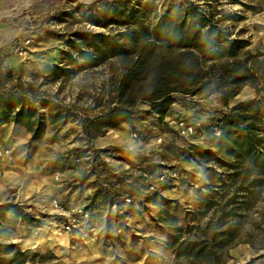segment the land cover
Segmentation results:
<instances>
[{
	"label": "trees",
	"instance_id": "trees-1",
	"mask_svg": "<svg viewBox=\"0 0 264 264\" xmlns=\"http://www.w3.org/2000/svg\"><path fill=\"white\" fill-rule=\"evenodd\" d=\"M129 4L132 0L111 2L105 7L109 21L104 15L91 22L104 29L114 26L112 32H70L59 63L31 79L12 78L0 63V125L23 127L34 142L81 115L82 132L90 141L132 124L141 105L162 123L175 94H215L228 110L206 126L205 142L193 148L206 163L208 177L197 192L199 223L183 231L172 216L162 222L173 235L176 264H231L230 251L240 245L258 254L264 250V51L259 45L250 48L243 31L232 29L238 16L217 0H186L162 14L147 5L140 14L139 3ZM102 66L109 72L107 92L101 88L95 98H85L82 112L38 92L46 82H70ZM38 78H43L39 85ZM246 86L256 97L229 106ZM216 169L226 178H213ZM33 219L17 202L0 204V264L28 262L30 251L10 237L20 223ZM184 233L188 237L182 238Z\"/></svg>",
	"mask_w": 264,
	"mask_h": 264
},
{
	"label": "rangeland",
	"instance_id": "rangeland-1",
	"mask_svg": "<svg viewBox=\"0 0 264 264\" xmlns=\"http://www.w3.org/2000/svg\"><path fill=\"white\" fill-rule=\"evenodd\" d=\"M118 0H44L37 1L29 6L27 9L16 15L21 28L31 33H26L25 39L30 40V46H35L37 42H40L39 47L42 49L34 50L38 52V56H30L23 60L30 62H37L43 60L45 67H52L57 65L62 57V52L67 50L64 42L68 38L70 32L75 30H88L92 32H112L116 30L114 26H109L106 29L97 27L91 22L100 17H105V21L109 19L110 11L105 8L107 4ZM186 0H132V4L139 3L136 6V10L142 14L147 5V10H152L157 14H162L166 10L173 8L174 6L183 3ZM199 4L206 2V0H189ZM214 2V0H207ZM226 12H230L238 16L237 20L231 22L233 30H242V37L250 40V48L259 47L264 51V0H217ZM98 2V4L96 3ZM129 4L128 8L132 7ZM102 10V11H101ZM101 14H98V13ZM13 17V16H11ZM15 17V16H14ZM153 20V19H152ZM109 21V20H108ZM43 25L47 29L48 36L41 38L40 40H33L31 35L32 31L40 29ZM30 27L36 28L30 30ZM20 41V40H19ZM35 41V42H34ZM34 43V44H33ZM33 52V51H32ZM2 67L8 70L12 78L31 79V75L26 77L18 76L4 64L2 60ZM44 67V68H45ZM43 68V69H44ZM42 69V70H43ZM41 71V70H40ZM37 71V72H40ZM28 72V71H27ZM26 72V73H27ZM35 72V73H37ZM25 73V74H26ZM28 74V73H27ZM109 72L106 66L94 69L92 71L80 72L75 75L70 82H60L57 84L46 82L39 88V93H44L50 97L56 98L65 104H74L77 110L84 111L83 102L88 96L96 97L99 89H104V95L107 92V83ZM43 82V78H38L36 84ZM261 95L264 96V86L261 90ZM255 97V93L253 95ZM250 95L240 93L236 98L230 101L233 104L235 101H243L249 99ZM219 99L206 103V124L214 122L216 120V114L220 111L216 108L219 104ZM217 103V104H216ZM145 105H141V110ZM45 113V110L41 111ZM81 114V113H80ZM212 116L215 118L211 119ZM81 115L77 118H70L65 128H61L63 133L57 137L60 141L66 140L68 144H72V148H86L94 147V141L98 138L106 136L96 137L93 140H88L86 134L81 129ZM116 129V128H115ZM109 129L106 133H108ZM52 134V133H51ZM57 134V133H56ZM55 134V135H56ZM54 139L56 137H53ZM52 139L51 141H54ZM177 140H170L167 146L164 148L160 157L168 162L171 161H184L185 167L190 165L189 175L183 176V178H195V181L184 183L186 186L183 188L192 191L191 195L187 192L188 197L179 198L163 189L158 197L153 199H147L145 205L147 218L143 229L137 233L131 232L130 238L122 242L119 238L112 240L108 237H102L94 241L89 242H72L67 239V236L61 232L69 245L78 246L80 249H73L62 255H56L52 250L48 242L43 241L39 245H26V241H30L36 236L37 229L44 227L45 220H53L55 216L54 210L51 206V199L48 200H32V199H18L11 202H17L23 206L26 212L30 213L34 218L32 221L20 223L16 230L10 237V241L18 243L22 250H29V260L25 264H83L77 261L73 256V253L80 252L81 257L86 260L90 259L88 264H176V259L171 252V243L173 241V235L169 232L168 227L162 222L166 216H172L177 221V225L180 226L183 231L188 230L191 226L198 225L197 211L199 206L198 189L206 186L208 178L206 176V163H201V157L195 152L194 147L188 146V141L182 143L184 148L179 147L176 144ZM38 144L40 141H34ZM59 142V141H58ZM33 142L28 141L24 157L21 160L24 164L29 161L31 154L30 147ZM44 143V142H43ZM53 143V142H52ZM57 144V143H56ZM187 145V146H186ZM58 147L56 150H59ZM52 152H55L54 150ZM130 154L132 152H129ZM44 160L46 165L55 164L54 160L49 155V152H45ZM20 158V157H19ZM19 160V161H21ZM35 161V160H34ZM39 163L32 165L30 161L25 164L23 168L20 164L19 167L12 169L15 178H24V176L32 173L34 170L39 171ZM217 175L213 178H226L222 175L219 169H216ZM187 172V170H186ZM181 179V178H180ZM179 179V180H180ZM182 184V183H180ZM198 185V186H197ZM197 186V187H195ZM184 189V190H185ZM167 191V192H165ZM173 192V191H172ZM195 195V197H194ZM9 196V195H8ZM4 203V201H2ZM1 203V204H2ZM150 206V207H149ZM171 212V213H170ZM205 222V221H203ZM129 229V228H128ZM194 234L192 232L191 236ZM188 235L185 233L182 238H186ZM234 261L231 264H264V250L258 254L252 251L247 245H240L237 248L230 251ZM259 254L261 256L259 257ZM82 260V259H81ZM83 261V260H82ZM85 263V261H83Z\"/></svg>",
	"mask_w": 264,
	"mask_h": 264
},
{
	"label": "crops",
	"instance_id": "crops-1",
	"mask_svg": "<svg viewBox=\"0 0 264 264\" xmlns=\"http://www.w3.org/2000/svg\"><path fill=\"white\" fill-rule=\"evenodd\" d=\"M23 1L24 0H0V12L11 10L20 5ZM37 1L44 0H31L30 3L22 10L14 12L10 15H4L0 17V60H2L4 64L8 66L12 73L14 71L20 77H26L27 75L29 76L32 73L40 71L45 67V64H40L43 63V60H39L37 62L26 61L23 60L24 58L19 57L14 52L15 43L19 40L25 39L24 35L26 33H31V31L29 32L21 28L16 15H18ZM29 29L35 30L36 28L30 27ZM32 32L33 34L31 35V37H33V40L38 41L41 38H45L48 36L45 25H43L40 29ZM39 45L40 42H37L35 46L28 47L27 57L30 55V53H32L30 56H38L39 53H36L34 50L42 49L39 47ZM241 92L244 94L247 93L246 95H250L249 99L254 98V93L256 97L255 90L248 86L244 87ZM199 96L200 95H198L197 97ZM189 97L190 96L187 95L175 94L174 103L171 107V110L164 117L163 121L171 123L179 118L196 119L199 117L206 124V104L203 110L201 105H199L200 107L196 106V108H194L193 105H191L193 103L190 102L191 100H189ZM197 97L196 99H199ZM237 102H239V100L235 101L233 104L230 103L229 106H232ZM218 103L219 104L216 106V108L220 112L216 114V120L221 118V116L228 110L227 107H225L220 101ZM142 107V109L144 110H142V112L138 113L135 116L132 124L123 123L118 128H116L121 130V142L110 141L106 143H100L98 142V139L101 138H98L94 141V146L99 148L107 147L106 150H108V152L118 151L119 153H122L128 160H132L133 157H143L147 153H153V136L161 132H150V128L148 130L141 128L142 124L151 122L153 119L150 108L148 106ZM213 118H215V116H212L211 119ZM66 123L62 126V128H65V126H67ZM113 130L115 129H112L110 131ZM134 130L139 131V136L136 140L132 139L131 137V132ZM164 130L165 132H163L162 135L165 137L166 143L172 139L177 140V137L173 132V128L170 124H165ZM110 131L108 133H110ZM61 133H63L62 129L56 135L49 133V131H46L43 138L39 140V144L37 142H33L29 149L31 154L28 159L30 163H32V165H34L35 163H39V171L34 170L32 173L24 176V178H15V175L9 174H13L12 169L19 167L20 164L23 168H25V164L27 165V163L29 162L27 160V162L24 164V162L22 163L21 158L22 156L24 157L26 145L28 141H30V134L23 127L15 126L14 124L0 125V148H9L12 151V157L9 160L4 162L0 161V204L2 203V201L7 202L18 199H32L38 201L51 199L52 201V199L55 198L60 200L65 205L71 203L76 204L90 200L95 196V190L99 187L104 188L112 194L118 193L123 187H125V184L129 181L127 180V178H102L98 180L89 176L78 177L75 173L69 171L67 168L72 165V162L68 152L72 150L73 145L66 143V140L60 141L58 139L59 142L56 141L57 137H59ZM108 133H106V135ZM53 137L56 138L54 139ZM52 139H54V141H51ZM179 141L182 144L187 140L181 139ZM58 147H60L59 150H56ZM53 150L55 152H52ZM46 151L49 152V155H52L53 158L51 159L54 160L55 164H51L49 162V165H46V162L44 160ZM129 152L132 153L130 154ZM145 160L149 168L156 169L157 164L154 162L155 160H153L152 158H145ZM115 167L117 168L118 166ZM190 170V165L186 166L185 173H183V175L185 177L191 176L192 174L189 175ZM57 171L63 172L64 180L61 183H58L54 180L53 176ZM188 180H190V182L192 183V181H195V178H181L180 180L171 182L170 184L162 185L161 191L159 193H161L163 189L166 188L165 190L171 192V194L174 193L173 195L176 197H188L187 192L191 195L192 191L190 190L189 192V190L183 188L184 186H186L184 183H188ZM159 193L148 196H139L135 198L132 204L125 206L122 212L118 214H112V218L109 222L110 225L108 227L109 234L107 235V237L110 236L109 238H111L112 240L120 237L119 239L124 242L130 238L131 232L137 233L139 230L143 229L147 218L145 205H147L148 203L150 204V201L146 203V200H151L155 197H158ZM116 199L117 201H119L118 197H116ZM118 227L122 229V236H118L116 234V229Z\"/></svg>",
	"mask_w": 264,
	"mask_h": 264
},
{
	"label": "built area",
	"instance_id": "built-area-1",
	"mask_svg": "<svg viewBox=\"0 0 264 264\" xmlns=\"http://www.w3.org/2000/svg\"><path fill=\"white\" fill-rule=\"evenodd\" d=\"M29 44V39L17 41L14 45V52L21 58L27 57ZM197 96H190L189 100L193 103L191 105L194 108L201 105L202 110L206 102L218 98L215 94ZM196 97L199 99H196ZM152 115V121L142 124L141 128L147 130L150 128V132H161L153 136V153H147L143 157H133L132 160H128L118 151L108 152L107 147L94 146L86 148V146H83L72 148L68 152L72 165L67 169L78 177L89 176L98 180L102 178H127L129 180L125 187L115 194L99 187L95 190V196L83 203L65 205L56 198L52 199L51 206L56 216L53 217V221L69 241L89 242L107 237L112 214L122 212L123 208L132 204L135 198L159 193L162 185L170 184L184 176V161L168 162L159 156L169 143H166L165 137L162 135L165 132V124H170L173 128V132L177 137L176 144H180L179 140L184 139L188 141V146L191 147L203 145L207 137L206 125L199 117L196 119L179 118L171 123L167 121L161 123L157 120L155 114L152 113ZM219 135V132H215L216 137H219ZM138 136L139 131L134 130L131 132L132 139L136 140ZM178 146L184 148L183 144ZM11 157V149L0 148V161H7ZM145 158L155 160L156 169L149 168ZM53 177L58 183L64 180L61 171L55 172ZM116 197L119 198V201ZM116 234L118 236L123 235L120 227L116 229Z\"/></svg>",
	"mask_w": 264,
	"mask_h": 264
},
{
	"label": "bare ground",
	"instance_id": "bare-ground-1",
	"mask_svg": "<svg viewBox=\"0 0 264 264\" xmlns=\"http://www.w3.org/2000/svg\"><path fill=\"white\" fill-rule=\"evenodd\" d=\"M31 0H24L20 5H18L17 7L11 9V10H5V11H1L0 12V17L4 16V15H10L13 14L14 12L20 11L23 8H25ZM247 94V93H246ZM122 138H121V130L120 129H115L113 131H110V133H108L105 137L98 139V142L100 143H106V142H110V141H114V142H121ZM43 241L48 242V244L51 247V250L56 254V255H62L66 252H69L70 249H80V245L78 246H72L69 245L68 241L65 239V236H63L61 234L60 229L58 228V226L55 224V222L53 220H45V224L44 227L38 228L37 229V233L36 236L33 237L30 241H26L25 244L31 245H39L40 243H42ZM76 247H79L76 248ZM73 256L77 259V261L82 262L83 264H88L90 262V259L86 258V260H84L81 257L80 252L78 253H73ZM85 261V263L82 261Z\"/></svg>",
	"mask_w": 264,
	"mask_h": 264
}]
</instances>
